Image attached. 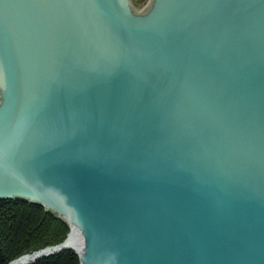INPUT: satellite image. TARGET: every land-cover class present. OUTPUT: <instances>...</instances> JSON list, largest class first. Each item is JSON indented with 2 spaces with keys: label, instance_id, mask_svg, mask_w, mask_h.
<instances>
[{
  "label": "water",
  "instance_id": "water-1",
  "mask_svg": "<svg viewBox=\"0 0 264 264\" xmlns=\"http://www.w3.org/2000/svg\"><path fill=\"white\" fill-rule=\"evenodd\" d=\"M0 100V198L80 264H264V0H0Z\"/></svg>",
  "mask_w": 264,
  "mask_h": 264
},
{
  "label": "trees",
  "instance_id": "trees-1",
  "mask_svg": "<svg viewBox=\"0 0 264 264\" xmlns=\"http://www.w3.org/2000/svg\"><path fill=\"white\" fill-rule=\"evenodd\" d=\"M67 221L42 204L22 197L0 198V264L25 252L62 242ZM27 264H80L71 248L42 256Z\"/></svg>",
  "mask_w": 264,
  "mask_h": 264
},
{
  "label": "bare ground",
  "instance_id": "bare-ground-1",
  "mask_svg": "<svg viewBox=\"0 0 264 264\" xmlns=\"http://www.w3.org/2000/svg\"><path fill=\"white\" fill-rule=\"evenodd\" d=\"M68 221H69V224H68L69 232L67 233L64 244L65 246L71 247V249L73 248L82 257L84 236L82 232L80 231L75 220L68 217ZM36 251L37 250L20 254L19 256L13 259H10L6 264H27L29 262L31 263L35 261L33 259L38 254Z\"/></svg>",
  "mask_w": 264,
  "mask_h": 264
},
{
  "label": "rangeland",
  "instance_id": "rangeland-1",
  "mask_svg": "<svg viewBox=\"0 0 264 264\" xmlns=\"http://www.w3.org/2000/svg\"><path fill=\"white\" fill-rule=\"evenodd\" d=\"M155 1L156 0H129V5L135 14L144 15L148 13V10H151Z\"/></svg>",
  "mask_w": 264,
  "mask_h": 264
}]
</instances>
